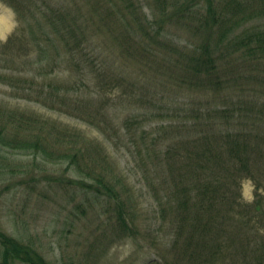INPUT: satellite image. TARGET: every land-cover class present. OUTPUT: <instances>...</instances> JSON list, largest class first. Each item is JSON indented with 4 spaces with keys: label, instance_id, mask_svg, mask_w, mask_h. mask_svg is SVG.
I'll return each instance as SVG.
<instances>
[{
    "label": "rangeland",
    "instance_id": "1",
    "mask_svg": "<svg viewBox=\"0 0 264 264\" xmlns=\"http://www.w3.org/2000/svg\"><path fill=\"white\" fill-rule=\"evenodd\" d=\"M211 1L215 7L225 6L228 18H236L230 37L264 31V0L232 1L239 5L237 14L233 13L237 6L226 4L229 0ZM16 6L17 10L0 0V125L7 121L3 112L35 118L33 125L42 126L47 150L68 149L74 140L77 149L86 147L88 157H78L83 170H77L52 154L0 147L1 231L32 242L50 264H161L160 253L169 243L164 233L169 229L167 223L159 225L160 203L175 189L171 192L158 182L164 180L160 173L153 175L154 169L161 172L168 165L160 156L147 155L146 146L157 135L173 146L177 160L181 156L175 167L183 170L193 134L189 124L196 123L213 125L211 130L231 126L246 136L253 172L239 178V197L264 211V190L258 196L256 189L264 182L258 181L264 175L262 54L258 61L245 49L226 52L220 86L213 90L214 86L189 81L180 57L199 44L200 34L163 15L157 0H18ZM39 7L41 14L58 7L78 12L88 25V56L79 68L61 61L47 75L70 87L79 85L66 95L65 103L60 100L61 105L47 98L36 100L2 81L4 76L14 81L33 73L25 61L29 55L38 58L40 52L31 28L27 21L19 22L18 13L29 18ZM6 67L15 73L7 74ZM224 113L227 118H222ZM68 131L76 137L63 136ZM84 165L95 174L104 173L106 180L120 181L116 187L126 203L132 232L119 226L112 201L96 199L78 186ZM177 177L178 173L173 183Z\"/></svg>",
    "mask_w": 264,
    "mask_h": 264
},
{
    "label": "trees",
    "instance_id": "2",
    "mask_svg": "<svg viewBox=\"0 0 264 264\" xmlns=\"http://www.w3.org/2000/svg\"><path fill=\"white\" fill-rule=\"evenodd\" d=\"M3 1L17 10L18 0ZM157 1L160 2L163 15L179 25L192 27L193 31L200 34H197L201 37L199 44L191 45L189 53L180 54L184 73L194 84L218 89L224 74L222 66L226 52L245 49L244 52L255 54L258 61L264 56V31H243L240 35L230 37L229 34L234 33L230 27L236 18L227 17L225 6L215 7L211 0H205L201 4L199 0ZM232 1L235 2L229 0L226 4L237 6L233 12L237 14L239 5L237 2L232 5ZM38 12L32 13L29 18L23 11L20 12L21 15L18 13L19 22L27 21L31 28L33 43L40 52L38 58L34 59L29 55L25 61L33 73L23 70L22 73L30 76L19 75L20 79L17 77L14 81L4 76L2 81L16 87L23 94L35 96L36 100L47 98L50 102L61 105L60 100L65 103L66 95L77 91L79 85L76 86L75 83L74 87H70L69 83H58V79L55 82L53 76L48 78L47 75L53 73L61 61L79 68L81 59L88 56V25L80 13L73 14L63 7L49 9L42 14L39 7ZM156 34L159 35L160 32ZM3 69L7 74L15 73L12 68ZM193 111L195 109L189 112ZM4 114L7 115V121L0 125V147L32 149L35 153L38 151L46 156L52 154L58 157V162L65 159L77 170H83L77 160L78 157L82 160L88 157L86 147L77 149L73 140L74 144L69 145L68 149L51 152L45 147L48 143L41 132L42 126L33 125L35 118L17 117L15 111L3 112ZM222 118H227V115L224 113ZM21 123L28 124L19 127ZM189 125L193 134L188 156L184 158L183 170L180 169L181 166L175 167L178 160L182 162L181 156L177 160L175 152H172L173 146L168 147L157 135L151 136L148 141L151 144L146 146L147 155L160 156V160L168 165L161 172L157 169L148 172H153L155 177L160 173L159 177H164V180L158 182L169 187L171 192L175 189L174 193L167 194L163 204L160 203L159 225L164 227L167 223L166 227L169 229L164 233L169 238V243L164 245L163 252L160 253L161 264H264V211L257 204H244L239 197V178L250 176L253 172L250 167L253 156L248 149L246 136L233 131L231 126L221 125L211 130L213 125ZM9 126L13 132L8 130ZM73 132H65L63 136L76 137ZM142 142L145 141L142 139ZM159 142L166 147H157ZM84 167L86 171L78 179V186L92 192L96 199L112 201L119 226L132 232L131 223L128 225L126 221V203L116 187L120 181L110 178L106 180L104 173L95 174L90 165ZM177 173V180L173 183ZM259 178L258 181H264V175ZM256 189L260 190L258 196L262 195L264 182L259 183ZM16 262L50 264L32 242L22 241L0 230V264Z\"/></svg>",
    "mask_w": 264,
    "mask_h": 264
}]
</instances>
